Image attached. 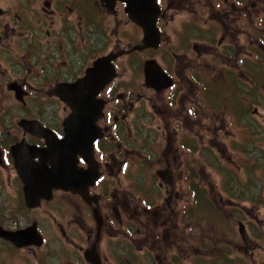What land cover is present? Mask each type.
<instances>
[{"label":"flooded vegetation","instance_id":"obj_1","mask_svg":"<svg viewBox=\"0 0 264 264\" xmlns=\"http://www.w3.org/2000/svg\"><path fill=\"white\" fill-rule=\"evenodd\" d=\"M158 4L160 44L147 48L120 1L111 9L100 0H0V264H229L231 254L242 258L237 264H254V251L264 250V237L253 236L234 201L223 204L239 194L257 202L239 174L222 184L218 203L234 209L240 238L224 236L216 222H209L214 240L207 237L206 208L197 200L207 190L194 157L203 166L214 162L203 146L205 125L200 145L190 131L207 113L213 122L220 114L234 121L254 114L255 90L264 94V0ZM110 24L131 28L105 53ZM110 53L121 56L113 62L116 77L97 95L102 110L92 133L71 126L67 142L65 121L76 112L60 87L82 80ZM148 61L168 87L149 85ZM120 68L134 73L131 84ZM46 100L55 103L42 105ZM22 121L34 124L27 129ZM224 154L218 149L213 157L219 163ZM218 174L223 180L222 165ZM257 190L264 193V181ZM262 204L264 211V196ZM223 240L242 245L231 252Z\"/></svg>","mask_w":264,"mask_h":264},{"label":"rangeland","instance_id":"obj_2","mask_svg":"<svg viewBox=\"0 0 264 264\" xmlns=\"http://www.w3.org/2000/svg\"><path fill=\"white\" fill-rule=\"evenodd\" d=\"M96 5V15L97 17L101 15L103 9L101 8L100 4L97 3ZM181 16V15H180ZM96 17V18H97ZM111 21L115 20V17L110 18ZM181 20V17L179 18ZM131 26H123V27H115V25L110 24V32L109 30H106L105 34H107V37L110 33V40L111 45L108 51V47L105 49V53L108 52H114V42L116 43L117 40L124 41L125 37L122 36L121 32H126V34H129V29ZM170 34V33H169ZM45 42V41H44ZM8 57V56H5ZM141 58V56L139 57ZM139 58L134 62V64L139 61ZM124 64V63H122ZM5 65L2 67L4 68ZM124 69V66H122ZM121 70V68H120ZM122 77L125 78L126 81L128 80L129 84L132 83V80L128 77L133 76L134 73L127 71L123 72L121 70ZM260 90L257 88L255 90V97L253 106V113H248V115L245 113L243 117H239V121H234L231 117H224L222 114H220L219 118L216 119L215 122L209 120V114L207 113L205 116L204 121H196L194 125H191L190 131L192 132V135H195L197 138L200 135L199 131L201 130V127L205 125V128L207 132L205 133L204 138V144L207 148V156L209 158L210 162H214L212 164H207L206 166H203L202 164H199V155L196 154L194 159L196 163H194V166L196 169L201 170L202 173H204L202 184L206 188L207 195L209 199L211 200L210 205L212 209H209L211 212L216 213V208H222L219 203L218 199L219 197V191L223 192L221 186L224 183L225 185L232 184V180L234 178L235 174H239V176L244 177L246 179V183H250L252 187L254 188L255 192V200L257 201L255 204L253 203H243L241 200H239L238 197L232 196V197H225L223 204L229 205V200H233L234 206H237V209H231L229 207H223L222 213H219L216 216H213V214L207 215V218L210 219L207 221L206 226L207 229L205 230V233L209 240H214L213 233L216 231V229H209V222H216V227H221L223 231V235L228 236L230 238L236 237L238 240L240 238V232L241 227L240 223L233 220V212L240 217V220H243L244 223H249L252 226V229L255 231L254 235L257 237L256 239L259 242H262L264 237V211L262 208L263 203V196L264 193H261L257 189H260L263 187V181H264V170L262 168L263 166V158H264V94L261 95L262 92H259ZM247 99V98H246ZM249 99V98H248ZM42 105L49 106L53 105L55 103V100H46L41 101ZM243 103V102H242ZM247 106L246 103H244V108ZM228 108L230 105L227 106ZM228 116V115H227ZM235 124H239V128L235 126ZM247 125L253 126L255 133L253 134L249 130V135L247 132ZM246 128V129H245ZM254 136V137H253ZM253 139L255 142V148H254V154H252V141ZM199 145L200 140L198 138ZM231 145L234 147V149L231 148ZM218 149H221V151H224V156L222 157L221 161L219 163L216 162L214 156V151H218ZM248 151H251L248 153ZM212 152V155L211 153ZM249 158V160L247 159ZM252 162H256V164L252 165ZM219 165V166H218ZM220 165H222V173L225 175V177L220 179ZM127 185H129V182H127ZM248 188V186H247ZM211 194H209V192ZM258 192V193H257ZM147 196L151 200H155V196L153 194L146 193ZM186 195V194H185ZM183 196V200L186 202V196ZM238 204V205H237ZM240 205H245L244 207H241ZM226 208H229L228 210ZM227 210V211H226ZM240 212V214H238ZM207 213V210H206ZM152 215H149L147 218H151ZM153 218V217H152ZM212 220V221H211ZM245 226V224H244ZM215 227V226H214ZM246 229V233H247ZM263 233V234H262ZM260 237H259V236ZM226 242V245L230 249L231 252H234L236 249V246L242 245L241 242L234 243L233 246H231V242ZM252 246V245H251ZM257 247L260 248V244H256ZM264 250H256L254 251V257L255 262L254 264H264ZM70 254H72L70 252ZM235 254H231V257H229V264H237V262H242L241 257H237L235 259H239L240 261H236L234 259ZM65 264V263H64Z\"/></svg>","mask_w":264,"mask_h":264},{"label":"water","instance_id":"obj_3","mask_svg":"<svg viewBox=\"0 0 264 264\" xmlns=\"http://www.w3.org/2000/svg\"><path fill=\"white\" fill-rule=\"evenodd\" d=\"M106 4L107 7L113 8L115 3L120 1L125 4V12L129 19L138 25L143 30V44L147 48H157L160 44V32L157 28V20L160 15V7L158 0H100ZM140 49V48H139ZM121 56L119 53H110L109 55L97 60L94 65L86 72V76L75 84H64L60 87L62 91V100L68 104L76 113L70 116L66 121L67 138L66 141L72 140L71 126L78 125L79 131L87 130L88 133H92L95 123L100 116L102 105L97 99V95L106 86H108L116 77V69L113 62ZM145 74L149 85L156 87L166 88L170 84L166 82L165 74L162 69L156 63L148 61L145 64ZM161 81L153 82L154 78ZM100 103V104H99ZM27 129L33 125V122L22 121L21 123ZM42 135H46L42 133ZM96 139V138H95ZM93 138L90 139L92 141ZM71 161L68 163L70 164ZM68 163H64L68 165ZM55 172L58 170V164L53 165ZM19 172H22L18 168ZM69 171L67 170V173ZM76 173V172H75ZM23 179L28 186V179H26L25 173H21ZM75 174L68 176L70 184L74 183ZM60 181L59 179H57ZM64 187V186H63ZM70 188V187H69Z\"/></svg>","mask_w":264,"mask_h":264},{"label":"trees","instance_id":"obj_4","mask_svg":"<svg viewBox=\"0 0 264 264\" xmlns=\"http://www.w3.org/2000/svg\"><path fill=\"white\" fill-rule=\"evenodd\" d=\"M239 198V200H241L242 202L245 201L247 198L244 197L242 194H239L238 196H236ZM197 200H198V203L201 205V206H205L206 210H207V215L209 216V214H213V216H216L217 214H215L214 212H211L209 209H212L210 205V202L211 200L209 199L207 193L205 192V190H202L201 193H199L197 195ZM201 200V201H200ZM244 203V202H243ZM208 219V218H207ZM210 220V219H208ZM212 221V220H211Z\"/></svg>","mask_w":264,"mask_h":264}]
</instances>
